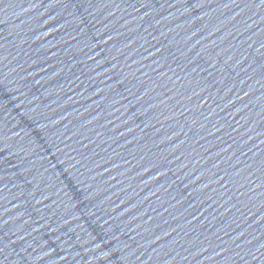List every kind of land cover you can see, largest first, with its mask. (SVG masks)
<instances>
[{
	"label": "water",
	"instance_id": "1",
	"mask_svg": "<svg viewBox=\"0 0 264 264\" xmlns=\"http://www.w3.org/2000/svg\"><path fill=\"white\" fill-rule=\"evenodd\" d=\"M0 264H264V0H0Z\"/></svg>",
	"mask_w": 264,
	"mask_h": 264
}]
</instances>
